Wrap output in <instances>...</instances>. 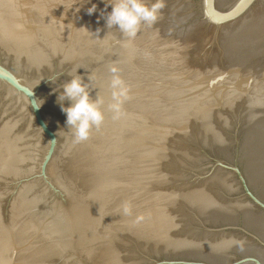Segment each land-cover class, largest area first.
<instances>
[{"label": "water", "instance_id": "95a60500", "mask_svg": "<svg viewBox=\"0 0 264 264\" xmlns=\"http://www.w3.org/2000/svg\"><path fill=\"white\" fill-rule=\"evenodd\" d=\"M112 2L0 0V264H264V0H164L133 39Z\"/></svg>", "mask_w": 264, "mask_h": 264}, {"label": "clouds", "instance_id": "9594fccd", "mask_svg": "<svg viewBox=\"0 0 264 264\" xmlns=\"http://www.w3.org/2000/svg\"><path fill=\"white\" fill-rule=\"evenodd\" d=\"M111 11L106 16L107 28H118L127 38L136 37L141 24L149 26L154 25L160 17L161 10L165 7L164 0H113ZM91 15L96 11L93 5L88 10ZM115 72V69H113ZM113 103L110 108L113 111H119L123 98H126L127 90L123 82L117 76L111 80ZM65 103L58 104L61 112L65 115V125L73 130L76 142L86 140L90 135L91 128L99 126L104 120V113L101 111L102 101L98 98L93 101L90 99V93L87 85L79 75L73 76L63 85L62 95L57 97ZM42 106L33 104L34 110H39ZM47 125L45 124L44 127Z\"/></svg>", "mask_w": 264, "mask_h": 264}]
</instances>
